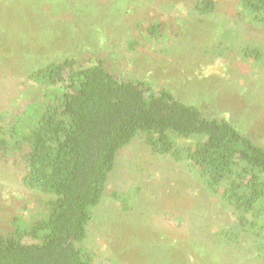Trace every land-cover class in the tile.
<instances>
[{
    "label": "rangeland",
    "instance_id": "374dc122",
    "mask_svg": "<svg viewBox=\"0 0 264 264\" xmlns=\"http://www.w3.org/2000/svg\"><path fill=\"white\" fill-rule=\"evenodd\" d=\"M49 2L0 0V108L23 104L21 82L39 61L98 52L119 77L166 87L264 145V25L245 18L239 0H218L204 17L189 0H53L46 12ZM235 14L240 35H225ZM146 15L167 26L160 39L132 51L128 31ZM131 184L139 188L137 204L121 213L109 194ZM106 187L84 241L92 264H264L249 242L213 241L228 213L182 162L153 155L142 137L119 152ZM46 199L22 184L19 169L0 163V233L15 216L21 225L40 217Z\"/></svg>",
    "mask_w": 264,
    "mask_h": 264
},
{
    "label": "trees",
    "instance_id": "16d2710c",
    "mask_svg": "<svg viewBox=\"0 0 264 264\" xmlns=\"http://www.w3.org/2000/svg\"><path fill=\"white\" fill-rule=\"evenodd\" d=\"M49 3L46 12L55 4ZM189 3L204 17L216 12L218 0ZM239 6L245 18L264 25V0H239ZM233 17L225 35L240 32V14ZM166 26L139 18L128 31V48L160 39ZM111 67L98 52L39 61L21 82L23 104L0 108V163L19 169L27 189L47 196L40 217L21 225L15 216L0 233V264H92L94 251L84 244L91 209L107 190L119 152L136 137L153 155L182 162L228 213L210 233L214 242H249L264 261V145L227 118L206 115L166 87L121 78ZM138 189L131 184L109 195L127 213Z\"/></svg>",
    "mask_w": 264,
    "mask_h": 264
}]
</instances>
